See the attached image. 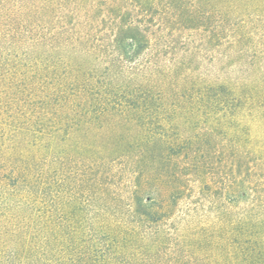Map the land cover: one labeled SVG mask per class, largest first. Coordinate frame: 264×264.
<instances>
[{
    "label": "trees",
    "instance_id": "16d2710c",
    "mask_svg": "<svg viewBox=\"0 0 264 264\" xmlns=\"http://www.w3.org/2000/svg\"><path fill=\"white\" fill-rule=\"evenodd\" d=\"M82 1L91 11L117 7L114 0H0V41L10 45L0 48V264H264V179L243 188L233 178L219 196L221 188L203 172L207 159L190 139L168 142L142 126L146 135L126 147L137 150L134 175L141 181L133 184L128 210L88 208L102 200L101 191L108 194L103 159L80 169L95 180L87 208L78 206L74 176L84 173L76 171L74 152L100 150L72 137L86 136L105 117H119L123 128L139 107L115 101L110 93L118 88L104 80L108 68L102 82H93L74 66L72 56L93 54L94 44L83 50L91 36L59 19ZM116 36L109 41L117 43ZM242 89L249 113L264 118V81ZM204 96L196 100L208 109ZM181 198L188 211L179 210ZM203 201L210 218H196Z\"/></svg>",
    "mask_w": 264,
    "mask_h": 264
},
{
    "label": "rangeland",
    "instance_id": "374dc122",
    "mask_svg": "<svg viewBox=\"0 0 264 264\" xmlns=\"http://www.w3.org/2000/svg\"><path fill=\"white\" fill-rule=\"evenodd\" d=\"M232 1L233 7L223 0H114L117 7L111 13L88 10L90 2L84 7L82 1L70 18L59 19L61 23L76 22L79 32L91 36L82 49L87 51L94 44L93 54L72 56L84 77L102 82L101 73L108 68L104 80L118 91L122 89H112L115 101L139 106L123 128L119 117H105L89 127L86 136L72 137V143L93 141L100 150L98 154L74 152L76 171L84 173L74 176L78 206L87 208L94 191L91 181L95 180L80 169L103 159L108 173L101 180L107 183L110 198L101 191L102 200L88 208L128 210L133 184L141 181L134 175L137 150L126 147L146 135L142 126L152 130L150 133L165 134L168 142L175 137L190 139L207 159L203 172L221 188L216 191L219 196L222 185L233 178H240L243 188L249 181L264 179V118L249 113L244 90L238 92L259 78L264 81V0ZM82 23L86 26L81 27ZM115 34L117 43L110 42ZM232 38L238 41L233 46L229 44ZM9 46L0 41L1 49ZM235 86L240 87L235 90ZM201 93L208 109L198 105L196 98ZM154 158H158L156 152ZM190 187L196 191L198 183L191 182ZM187 202L178 200L184 206L179 210L185 211ZM195 214L196 218H210L213 211L203 201Z\"/></svg>",
    "mask_w": 264,
    "mask_h": 264
}]
</instances>
